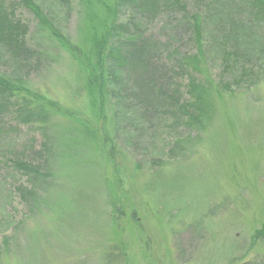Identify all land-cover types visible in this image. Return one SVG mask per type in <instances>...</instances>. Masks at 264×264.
Masks as SVG:
<instances>
[{
  "label": "rangeland",
  "instance_id": "obj_1",
  "mask_svg": "<svg viewBox=\"0 0 264 264\" xmlns=\"http://www.w3.org/2000/svg\"><path fill=\"white\" fill-rule=\"evenodd\" d=\"M26 1L42 18L2 0L31 55L21 62L0 46V77L14 88L0 114V264H264V29L244 39L245 11L225 2L195 40L187 16H207L199 0L156 15L118 10L117 0ZM132 20L137 38L168 49L157 54L177 67L180 103L198 82L205 115L192 109L182 121L160 97L164 111L150 116L131 95L133 76L108 82L120 69L99 46L111 24ZM223 42L238 53L223 55ZM19 160L40 174L17 169Z\"/></svg>",
  "mask_w": 264,
  "mask_h": 264
},
{
  "label": "trees",
  "instance_id": "obj_2",
  "mask_svg": "<svg viewBox=\"0 0 264 264\" xmlns=\"http://www.w3.org/2000/svg\"><path fill=\"white\" fill-rule=\"evenodd\" d=\"M22 3L28 7L35 17L38 19L42 18L39 9L34 7L30 1L21 0ZM203 1L206 4V12L204 13L207 16L202 19V15L200 13L195 14L194 17L188 15L187 21L191 22L192 34L196 40V38H203L208 36L207 28H209V22L212 18L218 19L221 16L219 12L215 9L219 8V3L225 4H233L238 5V12L243 8V10L248 15L245 18V12H240L237 14L241 17V28L243 30V38L251 39L250 31L252 28L256 26H260L261 29H264V0H199ZM183 0H117L115 3V7L118 10H121L123 7H129L133 10V12H149V14L156 15L157 13L162 12V10H170L172 7L177 9L179 13L186 11V5L183 3ZM213 13H211L212 10ZM225 10V9H224ZM223 18L230 20V17L234 18L235 13H229L227 11H223ZM191 19L193 21H191ZM136 26L138 24L133 20L128 23H117L111 24L108 29V35L105 39L102 40L100 44V48L103 50L105 54L106 64L111 65L115 63L117 69H120L118 74L116 75V70L113 68L112 72L108 73L107 80L112 83H123L124 78L129 80L131 77H134V86L135 90L131 95L141 94L144 100V107L146 111L150 112V116L153 113L158 114L161 111H164L160 108V105L155 103H166L167 101H160L163 97H166L172 101L176 108L180 109L182 113H179L181 116L183 115L182 121H192V113L191 111H200L198 114L205 115V94L202 91V88L199 86L198 82L194 79L191 80V86L194 87L193 101L191 103H180L181 95L179 86L175 83V76H173L174 71L177 67L171 64V62H162L159 60V47L163 48V52L167 54L166 47L158 44L157 41L153 40L151 37L148 39L145 38H137L139 36H135L136 34ZM246 30V31H245ZM51 34L57 38L59 41H62L63 38L58 36V34L53 29H50ZM26 29L25 26L22 25L19 21L15 19L14 12L11 10H7L4 7L2 0H0V46L3 47L6 51H8L14 58H19L21 62L28 59L31 55V52L27 49L26 40ZM235 31L232 32L230 39L236 38ZM172 37L168 36L166 41L169 43L172 41ZM226 41V40H224ZM226 44L222 50L223 55L229 56L231 52L238 53L232 46L228 45L229 43L223 42ZM62 45H65L62 43ZM169 45V44H167ZM71 54L75 53L78 57V52L81 51L74 47L69 49ZM260 50L257 52V54ZM262 52V51H261ZM166 54L165 57H166ZM103 55V54H102ZM263 55V53H262ZM244 56V55H243ZM79 57V60H81ZM244 60L249 59L245 56ZM82 61V60H81ZM169 61V60H168ZM228 62V61H227ZM191 69H197L196 59L190 58ZM261 68H264L263 62L258 61ZM24 64V63H23ZM189 64V61L187 65ZM25 65V64H24ZM163 68V70H162ZM160 71H164L162 74ZM184 68L180 70V73H183ZM264 71V70H262ZM95 74V72H94ZM186 77L188 72H185ZM124 75V76H123ZM161 75V76H157ZM99 81V86L105 85L104 74L96 77ZM188 79H192L190 75H188ZM119 84V83H118ZM125 86V85H124ZM7 90H14V88L10 85L6 79L0 77V114L7 110V102L4 103V99H7L12 92H8ZM104 89H100V96L103 97ZM127 92V90H126ZM171 92V95L168 93ZM129 93V92H128ZM130 95V94H129ZM160 98L159 100H155L156 98ZM41 97H36L39 100ZM146 101V102H145ZM39 102H44L41 98ZM171 103V102H170ZM171 103V104H172ZM59 111V110H57ZM148 112V113H149ZM29 118L24 120L25 123H30L32 121V113L29 114ZM186 117V118H184ZM17 169L23 170L25 174L28 176H32V174H40L38 166L32 167V164L27 163L23 160L17 161L15 164ZM27 193V191L25 190ZM21 193V192H20ZM21 197L25 198V195L22 193ZM23 198V199H24ZM264 235V230L260 233Z\"/></svg>",
  "mask_w": 264,
  "mask_h": 264
},
{
  "label": "bare ground",
  "instance_id": "obj_3",
  "mask_svg": "<svg viewBox=\"0 0 264 264\" xmlns=\"http://www.w3.org/2000/svg\"><path fill=\"white\" fill-rule=\"evenodd\" d=\"M176 71V70H175ZM175 71H174V74H175ZM181 79H184V78H181Z\"/></svg>",
  "mask_w": 264,
  "mask_h": 264
}]
</instances>
